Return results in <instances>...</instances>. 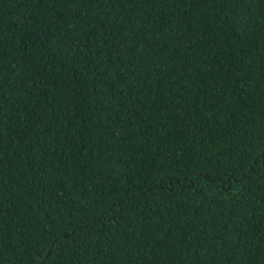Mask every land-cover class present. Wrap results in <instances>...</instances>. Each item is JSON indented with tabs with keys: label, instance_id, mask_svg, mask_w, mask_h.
I'll return each mask as SVG.
<instances>
[{
	"label": "trees",
	"instance_id": "16d2710c",
	"mask_svg": "<svg viewBox=\"0 0 264 264\" xmlns=\"http://www.w3.org/2000/svg\"><path fill=\"white\" fill-rule=\"evenodd\" d=\"M0 264H264V0H0Z\"/></svg>",
	"mask_w": 264,
	"mask_h": 264
},
{
	"label": "snow or ice",
	"instance_id": "6c2138e0",
	"mask_svg": "<svg viewBox=\"0 0 264 264\" xmlns=\"http://www.w3.org/2000/svg\"><path fill=\"white\" fill-rule=\"evenodd\" d=\"M242 23H243V21H242ZM246 26V25H245Z\"/></svg>",
	"mask_w": 264,
	"mask_h": 264
}]
</instances>
